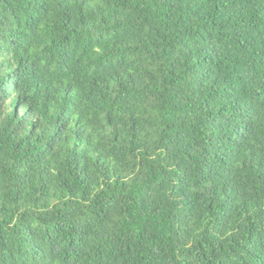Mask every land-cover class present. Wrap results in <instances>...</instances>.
Here are the masks:
<instances>
[{"label": "trees", "instance_id": "trees-1", "mask_svg": "<svg viewBox=\"0 0 264 264\" xmlns=\"http://www.w3.org/2000/svg\"><path fill=\"white\" fill-rule=\"evenodd\" d=\"M0 264H264V0H0Z\"/></svg>", "mask_w": 264, "mask_h": 264}]
</instances>
